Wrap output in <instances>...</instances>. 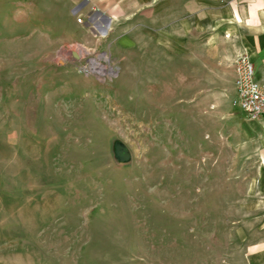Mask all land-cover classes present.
<instances>
[{"label":"rangeland","instance_id":"374dc122","mask_svg":"<svg viewBox=\"0 0 264 264\" xmlns=\"http://www.w3.org/2000/svg\"><path fill=\"white\" fill-rule=\"evenodd\" d=\"M9 2L0 264H264V156L232 105L244 52L180 0L113 35L53 0Z\"/></svg>","mask_w":264,"mask_h":264},{"label":"crops","instance_id":"0c3cea01","mask_svg":"<svg viewBox=\"0 0 264 264\" xmlns=\"http://www.w3.org/2000/svg\"><path fill=\"white\" fill-rule=\"evenodd\" d=\"M6 1V5H8L10 2ZM156 1L53 0V3L57 6L55 7L57 12L66 13L67 23L75 24L74 9H76L82 17L92 20L96 28L102 29L107 25L109 29L112 27L109 33L113 35L115 28L121 26L123 22L147 14L151 16ZM180 1H182L180 4H183L182 8L180 6V10L191 12L198 20L199 27L201 21H207L209 27H219V30L225 33L226 39H224L229 42L232 48L231 59L241 52L250 56L255 70V79L264 86V0ZM76 26L80 25L76 24ZM83 44H86V40L83 41ZM77 54L81 57V54ZM248 120V124L255 132L251 135V139L256 140L258 153L264 156V118Z\"/></svg>","mask_w":264,"mask_h":264},{"label":"built area","instance_id":"2783aa9c","mask_svg":"<svg viewBox=\"0 0 264 264\" xmlns=\"http://www.w3.org/2000/svg\"><path fill=\"white\" fill-rule=\"evenodd\" d=\"M82 22V19H79ZM234 71L235 97L233 107L241 110L250 120L264 118V86L255 79L253 63L246 53L238 55L231 63Z\"/></svg>","mask_w":264,"mask_h":264},{"label":"water","instance_id":"95a60500","mask_svg":"<svg viewBox=\"0 0 264 264\" xmlns=\"http://www.w3.org/2000/svg\"><path fill=\"white\" fill-rule=\"evenodd\" d=\"M73 57L79 59L80 56L73 52ZM113 155L116 162L120 165H127L131 161V153L124 144L119 141L113 143Z\"/></svg>","mask_w":264,"mask_h":264},{"label":"bare ground","instance_id":"6f19581e","mask_svg":"<svg viewBox=\"0 0 264 264\" xmlns=\"http://www.w3.org/2000/svg\"><path fill=\"white\" fill-rule=\"evenodd\" d=\"M103 59L106 60L107 62L109 61L108 57H106V56H102L101 59H99V60H95V59H94V60L92 61V67H91L90 70H91L93 73H94V72H95V73H96V72L103 73L102 70H99V69H98V67L100 66V61L103 60ZM101 69H102V67H101ZM103 70H104V69H103ZM110 73H111V72H110Z\"/></svg>","mask_w":264,"mask_h":264}]
</instances>
